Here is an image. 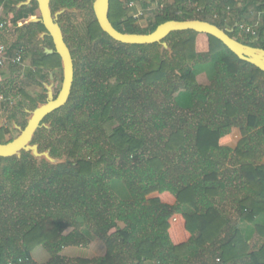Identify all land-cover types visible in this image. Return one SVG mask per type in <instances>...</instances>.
Instances as JSON below:
<instances>
[{
	"label": "trees",
	"instance_id": "16d2710c",
	"mask_svg": "<svg viewBox=\"0 0 264 264\" xmlns=\"http://www.w3.org/2000/svg\"><path fill=\"white\" fill-rule=\"evenodd\" d=\"M94 1H53L55 11L68 7L87 13L78 46L89 43L91 49L77 67L68 104L45 121L51 132L41 129L35 138L43 151L66 163H39L28 153L0 160V264H38L32 254L39 247L51 256L47 264H244L248 257L263 264L264 248L255 255L236 252L246 246L242 233L232 229L223 210L210 205L205 192L225 188L218 170L233 151L220 140L233 125L245 124L247 138L234 154L251 195L241 202L239 215L251 220L260 214L264 165L256 159L264 156V72L211 36L209 52L198 53L194 31L167 38L172 55L162 53L159 44L118 43L101 30ZM129 1L147 10L157 0H111L109 19L120 32L148 34L173 20H203L223 29L238 23L231 36L238 39L241 27L251 26L257 36L248 35L245 43L264 49V0L241 1V8L237 0H173L146 13V28L132 18ZM36 10V2L22 8L15 23ZM44 31L36 24L28 33L33 39ZM44 43L51 48V39ZM32 66L55 71L61 59L42 50ZM202 75L208 84L199 82ZM5 87L1 82L0 94L8 99ZM8 134L4 126L0 143ZM164 181L177 190L176 206L148 198ZM208 199L200 210V202ZM175 214L185 217L191 234L180 246L169 237ZM98 239L106 245L102 258L62 255L67 247L87 248Z\"/></svg>",
	"mask_w": 264,
	"mask_h": 264
},
{
	"label": "water",
	"instance_id": "95a60500",
	"mask_svg": "<svg viewBox=\"0 0 264 264\" xmlns=\"http://www.w3.org/2000/svg\"><path fill=\"white\" fill-rule=\"evenodd\" d=\"M33 2L38 4L40 17H34L27 22L28 26L42 24L45 31L39 34V38L45 40L50 37L53 41L54 49L45 48L46 55L57 54L61 58V68L63 72V83L59 94L56 96L54 89L56 81L53 75L50 83L42 82L46 92V101L38 103L33 110H25L28 114L27 126L14 123V128L18 130L19 136L12 141L0 143V160L7 158L21 159L23 153L31 154L39 163L45 161L50 165L58 166L66 163L65 158H55L51 150H40V144L35 143V137L39 129H51V124L44 123L45 119L54 112L65 107L72 95L75 83V60L71 49L65 41V35L59 19L66 13H76V10L61 8L54 13L52 0H26L16 7H32ZM111 0H95L93 12L101 30L114 41L125 45H154L161 46V52L173 54V50L166 41L175 32L194 31L198 34L211 36L222 42L237 58L247 62L264 72V49L241 42L231 35L234 29H223L219 26L203 20L168 21L157 27L154 32L148 34L123 33L117 30L109 19ZM4 126L0 123V130Z\"/></svg>",
	"mask_w": 264,
	"mask_h": 264
},
{
	"label": "crops",
	"instance_id": "0c3cea01",
	"mask_svg": "<svg viewBox=\"0 0 264 264\" xmlns=\"http://www.w3.org/2000/svg\"><path fill=\"white\" fill-rule=\"evenodd\" d=\"M24 1L26 0H0V22H7L9 24V26L5 30L0 31V44L6 45L9 48L10 53L12 54L22 49L25 57L27 56L25 54L26 49L24 48V46L19 44V42L17 43V40H21V43L23 37L27 36L30 38V35H27L30 29V26H28L27 22L37 16L36 14L39 8L38 10H36L35 16L30 17L27 20L24 19L19 21L18 23H15L17 13L22 9H17L16 6ZM237 1L240 2L238 6H242L241 0ZM168 3H173V0H169ZM10 6L12 7V9L15 10L10 9ZM237 27L238 23H236L233 27H227L225 29L231 30L234 28L236 29ZM39 34L36 36V38L38 39H40ZM248 37V35L245 36V33L243 31L237 32V38L241 42L245 43L246 41H248ZM26 39L28 42L32 40L28 38ZM209 50V37L207 35L199 34L197 37V52L208 53ZM16 68H18V66L8 65L7 67L3 68L4 70H0V83L3 81V77L5 74H9L11 76L12 72ZM202 76L205 77L207 82L202 83L200 80L199 82L202 84H208V79L206 75ZM14 77H16V75H14ZM246 128L247 126L245 124H235L233 125L231 131L221 138L220 145L224 148H228L233 151L230 154V157L227 162L223 166H220L218 170V173L224 176L223 177L221 175L220 179H224L223 181H225L224 183L226 184V186L223 191L219 190L217 187H208L205 192V196H207V198L212 201L208 199L204 200V203L200 202L199 209L204 210L205 207L208 205L207 203L210 201V205H213L215 207H218L220 210H223L224 214L228 216L230 224L233 226L232 229H239V231L244 237V241H246V246L241 247L236 252L248 255H255L259 253L262 248H264V203L260 205V214L255 218L251 220H243L240 217L239 212L243 210L241 202L245 200L247 196L251 195V191L249 188H247L245 179L240 176V158L236 157L237 155L234 154V151H236L245 143V140L247 138V134H245ZM249 160L251 159L249 158L248 161ZM256 161L260 165H264V156L261 159H256ZM190 181V183L193 184L197 180L193 179ZM148 198L159 199L163 204L169 206H176L178 204L177 190L168 181L162 182L160 190L152 194ZM202 199L203 198H200L199 200L201 201ZM120 226L124 228L123 224H121ZM70 232L65 234L68 235ZM169 237L171 242L175 246L184 245L190 241L191 234L187 230V221L182 214H175L169 220ZM225 237L226 234L223 235V238ZM95 246L100 247L102 249L103 254H101L99 257H104L106 255V245L105 242L100 239L93 242L87 248L67 247L63 249L62 255L68 258L96 259L90 254L92 251H94L93 247ZM32 258L38 264H47L51 260V256L45 247H39L38 249H36L32 254ZM260 261L264 264L263 258ZM243 262L244 264L253 263L250 257L244 259Z\"/></svg>",
	"mask_w": 264,
	"mask_h": 264
},
{
	"label": "rangeland",
	"instance_id": "374dc122",
	"mask_svg": "<svg viewBox=\"0 0 264 264\" xmlns=\"http://www.w3.org/2000/svg\"><path fill=\"white\" fill-rule=\"evenodd\" d=\"M241 1L242 3L244 2V0ZM86 14V12H77L75 14H65L60 18V21L67 30V39L75 53L78 63L77 67L79 69L82 68L84 60L88 58L91 49V44L89 43H86L88 45L84 46L83 48L78 46L79 40L85 31V23L88 19ZM36 15V17H40L39 10L37 11ZM141 24L144 28H146L149 26V21L144 20L141 22ZM127 26L128 25H125L123 27L126 28ZM27 35H29V33ZM245 36L247 35L245 34ZM26 38L30 39L26 36L22 38L21 43V40H17V43L19 42V44L24 46L26 49L25 54L27 56L24 57L23 65L19 66V71L17 72L16 77L5 74L2 81L3 84L6 85L5 89L8 99L0 101V123L9 130V134L6 135L7 140L16 138L19 135L18 130L14 128V123H17L22 127L27 125L28 114L25 112V110H33L38 103L44 102L47 99L44 86H40L36 82L50 83V77L53 75L56 81V86L54 89L55 95L59 94L63 83L62 68L56 69L55 71L45 69L36 70L32 66L33 59L36 58L38 54H41L42 50L45 48H50V44L48 45L44 43V40L36 38V35L32 40H30V42H28ZM0 70L4 69L2 68ZM44 78L47 80H44ZM199 80L202 83L207 82L204 76H200ZM11 81H14V83ZM9 85H12L10 87H12L13 90L10 91ZM22 89L26 93L25 95L20 93L19 90ZM26 95L30 96L35 101V103H31L27 99ZM14 114H16L17 118L13 117ZM108 127L111 130V126ZM68 232H70V230ZM93 249L94 251L90 253L91 256L95 257L96 259L100 258L99 256L103 254L102 249L97 246L93 247Z\"/></svg>",
	"mask_w": 264,
	"mask_h": 264
},
{
	"label": "built area",
	"instance_id": "2783aa9c",
	"mask_svg": "<svg viewBox=\"0 0 264 264\" xmlns=\"http://www.w3.org/2000/svg\"><path fill=\"white\" fill-rule=\"evenodd\" d=\"M148 1L150 2L151 0ZM168 2L169 0L152 1V4L147 8V10H144L139 8L135 1H129L127 3V7L131 10L132 18L141 23L142 21L146 20L145 17L147 12L151 13L157 10H162ZM8 26L9 24L7 22H0V31L5 30ZM241 30L246 35H250L252 37L257 36V31L253 27L243 26L241 27ZM23 62L24 54L22 49L12 54L6 45L0 44V68H5L8 65L20 66L23 64ZM2 100H4V96L0 94V101Z\"/></svg>",
	"mask_w": 264,
	"mask_h": 264
},
{
	"label": "flooded vegetation",
	"instance_id": "af4514ba",
	"mask_svg": "<svg viewBox=\"0 0 264 264\" xmlns=\"http://www.w3.org/2000/svg\"><path fill=\"white\" fill-rule=\"evenodd\" d=\"M53 1H54V0H52V8H53L54 13L57 12L58 10H60L61 8H68V7H60L58 10L55 11V10H54V6H53ZM69 9L76 10L77 12H79L76 8H69ZM77 12H76V13H77ZM66 14H75V13H66ZM64 15H65V14H64ZM64 15H63V16H64ZM61 17H62V16H61ZM61 17H60V18H61ZM59 23L62 25V28H63V31H64V35H65V41H66V43L68 44L69 48L71 49V52H72L73 58H74V60H75V80H76V71H77V64H78V63H77V59H76V57H75V53H74V51L72 50V48H71V46H70V44H69V42H68V39H67V33H66V28L64 27V25H63V23L60 21V19H59ZM47 38L51 39L50 37H46L45 40H46ZM51 43H52V44H51V45H52V46H51V49H54V45H53V41H52V39H51ZM44 50H45V49H44ZM60 59H61V58H60ZM56 96H57V95H56ZM44 102H45V101H44ZM34 109H35V108H34ZM46 119H47V118H46ZM46 119H45V121H46ZM45 121H44V123H46ZM26 126H27V125H26ZM26 126H24L23 128H25ZM41 129H46V128H41ZM41 129H39V131H40ZM46 130L48 131V133H50L51 130H52V127H51L50 130H48V129H46ZM39 131H38V132H39ZM38 132H37V133H38ZM18 136H19V135H18ZM35 138H36V137H35ZM13 139H14V138H12L11 140H8L6 143L12 141ZM35 143H36V142H35ZM38 144H40V143H38ZM40 150L43 151V150L41 149V144H40ZM51 153H52V152H51Z\"/></svg>",
	"mask_w": 264,
	"mask_h": 264
}]
</instances>
